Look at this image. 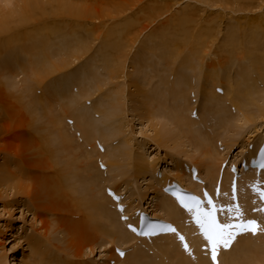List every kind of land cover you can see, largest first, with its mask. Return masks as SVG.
Listing matches in <instances>:
<instances>
[{
	"label": "rangeland",
	"instance_id": "obj_1",
	"mask_svg": "<svg viewBox=\"0 0 264 264\" xmlns=\"http://www.w3.org/2000/svg\"><path fill=\"white\" fill-rule=\"evenodd\" d=\"M90 1L92 3L89 4H91L92 6H98L97 10L99 12H103L108 8L110 9V5L118 2V0H89V2ZM141 1L143 4H147L150 2L154 3L156 0ZM172 1L178 2V4L175 2L173 3ZM193 1L194 0H170V2L175 6L171 9L169 14H174L176 12L174 16L178 14V16L176 17H179L180 12L183 10L191 12H193L194 10L195 16L197 17L195 19V23H197V26H200L201 24L202 26H209L211 29L210 32L212 33L210 35V38H206V41H204L203 39V45L201 46V48L203 47L204 49V46H206L208 50L206 49L207 51H204V49L202 50L198 48L199 50L197 54L189 51L190 48L200 42L199 40L198 42L194 41L190 43L182 40V43L180 41V43H176L177 41H173L177 45L171 43L170 46L176 49V51H174V56H177H175L176 58H174L173 56V58L168 61L166 58L163 59V52H165L164 48L162 47L164 51L159 50L158 45L162 42L163 35L166 34H164V32L169 31L167 29L171 27L172 20H169L170 26H166V24L164 23L162 25V28L157 29L153 33H148V30L142 32L141 30H139V26L142 23L135 22L133 24V27H135L136 29H131L130 36H128L127 39H125L126 36H124L121 41H118L119 38L106 35L107 32H112L118 26H110V24L100 25L98 29L92 32L93 34L87 35L86 33L89 29V22H86V25L83 26L81 25V22L75 23L74 20L70 19V17L66 14H57L55 12L57 9V3H52L50 0L48 1V3H46V0H40V4L44 8H46V16H41V18H44L45 21H43L40 26H36L35 22L32 21L33 19L29 20V23L26 22V24H18V16L20 17L24 12H26L24 11L25 0H0V16H2V14H5L3 16L5 17L9 14V17L11 18L16 13L14 19L11 18L13 20H11L9 17H7L6 19L5 17L4 20L8 21L10 26L8 28V32H5L4 36H0L1 39L3 38V40L1 41L2 46L0 45V67H3L4 74L6 73L5 77L1 78L0 80L2 82V86L0 88V103L8 110L10 108H14L15 110L18 109L19 111V114L17 113L18 115H15L14 119L8 118V116L0 117V126H2L3 124L9 125L7 130L0 133V164L1 166L2 164H4L2 168L8 170L10 174L15 175L16 179L13 180L11 185L13 187L17 185L20 187V191L18 189H15L11 190V192L4 191V187L0 188V225L3 227H11L13 230V235L15 232H18V234H16L17 236H14H21L22 240L20 241V243H23V249L20 251L18 250L19 254H14L13 258H9L8 261L11 262L10 264H20L22 260H27L28 256H30L31 259L37 261V255H44V252H46V256L44 255L45 257H42V262L50 261V259L52 258V253L55 252V249L65 252L67 255H69V257H72L74 256V251H72L73 249L71 250L68 248L69 240H72V242L75 241L77 245H81L83 242L89 241L90 247H92L93 241H95L97 246L98 244H110V242L107 243V241L105 242V240L111 239L112 241L113 238L107 235H105L107 238L104 236L103 228L101 227V221H99V218L98 222L100 223H97V226L95 224L92 225L94 226L92 228L91 225L88 226L89 224H92L93 220H91L92 217H89L87 215H89V213L90 215H94L95 212L92 213L93 209L90 207L87 200L90 196H96L97 193L93 194V191L99 192L98 194L102 195L104 186H107L106 188L115 186L119 193L122 194V197L124 196V200L127 201V206L130 209H132L133 207H144L148 212H151V210L148 208L149 203H151L152 201L151 205L157 206V200L158 202L161 200L159 194L156 193L157 191L155 190L154 192V189H158L160 193V179H162L163 177L169 178L170 176H172L173 172L178 169L177 167L184 168L183 166L185 163L191 166V164L189 163L190 161L184 159L185 156H188L192 160H195L197 159L199 154V152L197 153L195 150V146H197L196 148H198V142H196L197 140L195 141L193 137V139H190V134H187V136L183 138V135L179 132V129L176 128L177 126L173 118L174 116H170L171 114H173L172 110L174 108H178L179 105L184 106L186 102L188 103L190 101V103L188 104L191 105L189 108H187L186 115L187 118L189 117L190 119H192V121H195L193 125L194 127L191 126V128L197 131L199 134L204 133L214 139V147H216V149L218 150L217 152L219 153L218 159L222 158V155H225L224 157L226 159L228 158V156H230L232 159L234 157L237 158V156L242 157L244 153L248 152V147L251 143H255L256 146L261 141H264V116L260 113L256 114L257 107L255 106L257 105L245 108L246 110L248 108V113L256 114L257 116H260V118L256 119V116L254 115V123L250 122L248 125L245 124L244 126H241V121L237 122L236 118L238 115L242 118L243 113H236V111L234 113L232 112L233 109H231L230 113L229 107H227L225 103L220 105V102L219 105L213 104L212 108L209 107V109H211V111H209L208 106L205 107V98L203 96L194 95V99L189 98L191 96L188 95V81L191 78L195 79L196 76V78L198 77L202 79V81L199 80L201 83L200 86H202L207 82L206 80V82H204V79H207V75H216L217 78L220 75V78H226L225 82H231L232 87H234L235 85H233L234 83L231 80L233 78L238 81L237 74L241 73L239 71V69L241 68L245 70V75L242 74V76L244 78H248L249 81L244 82L241 85L240 90L243 93H247L246 95L251 94L253 97H256L258 99V106H264V81L259 77L256 71V67H254L250 61L246 60L247 57L239 62H237L234 57L232 59V57L227 54V51H231V49L226 47L225 44L226 37L229 32H231L230 27H237L239 24L242 26V32H239V34H237L238 37L236 42H238V48L239 46H242L244 40H247V34H249L248 30H244L248 27H246V24H249L246 23L248 20H255L258 23L260 22V24L262 25L261 31H264V0H256V3H254L256 6H254L253 4L254 8L256 9L252 8V10L246 13H233L232 11L230 12V10H225L226 8H229V6L223 8L222 10L221 8L224 6H214L215 4L208 5L206 3L205 5L203 2H200V0H195L194 2ZM257 4L260 6H258ZM84 5L86 4L84 3ZM189 5H191L192 7ZM184 6H186L188 10H186ZM19 12L21 15H19ZM26 13V15H28V11ZM125 14H128V12ZM199 17L201 18V20L198 19ZM207 19L208 21H206ZM199 20L202 21V23ZM235 20L238 21V23ZM94 22H96L95 25H97L100 20ZM116 22H118V24L122 23L119 20H117ZM204 22H209V24L204 25ZM152 25L153 24H151V26ZM11 27H14V29ZM13 32L15 33L12 34ZM51 32H55L56 34L50 36L49 34ZM70 32L71 34H73L72 32H74L73 37L70 38H74L75 35V37H79L80 41L73 39L75 41L72 42L73 40L69 39V36L67 35V33ZM115 32L117 31L115 30ZM158 33H160L162 37L159 35V37L157 36L158 38H155ZM116 34L119 33L117 32ZM136 35L138 38L140 36V38H136ZM66 36L68 38H65ZM152 36H154V38ZM42 37H47V45H50L49 49L48 47H46L47 51L45 52L49 57V62H56L57 65L60 63L63 65L67 64L65 67L67 69V60L70 58L68 57V53L72 55V61L75 58L73 61L74 64L72 63L73 65L71 67L69 66L67 70L59 69L53 74V76L51 75L52 77L50 76L46 81L43 80V82L45 81V87L46 85L48 86V90L51 96L53 95L51 88H54L56 90L54 96L56 100L53 99L54 102H51L54 103L53 107L57 115L60 114L62 116L64 109L63 107L65 105H69V112L77 110L83 113L84 111L88 115V118L90 120L92 119V124L96 129L92 130L91 133H89L90 137L88 138H84V135H82L80 130L77 131L78 127H76V124H74L73 119H71L73 123L71 125H68L66 123L67 120H65L64 117L62 119V124L64 126H67V134L71 136V140H68L65 144L59 143L57 137L54 136L55 132L53 131L52 127H49V125L47 124L48 122L45 119L46 115L44 113L43 107L37 105V102L35 103V100L38 101L39 98H44L45 87L43 88L41 86L42 84H37L36 86L35 81L37 79L33 73L35 71H40V66L46 63L43 59H41L42 57L39 56L40 53L35 49L36 47L40 46L37 45V43L38 40ZM167 38H165L167 41L166 43L169 44L171 42V38L169 39V43V40ZM68 42H72V45L76 43L75 45L77 46H80L82 45V43H84L86 48H88V51L86 53L75 52L74 50L72 51L73 47H71L72 45L69 43L72 49L69 48ZM260 42L264 43V40L262 39L260 40ZM116 44H119V50H117ZM76 47L74 46V49ZM181 47H183V49ZM242 47V50L252 49L248 46ZM38 48L40 49V47ZM68 48L71 51L69 50V52L67 53L66 51ZM179 48L181 50H185V52L181 51ZM61 53L64 56H62ZM138 55L140 56L139 59ZM108 56L110 58V62L109 64H105L103 62V59L108 58ZM202 56L203 58L200 59V57ZM228 56L232 60L229 59L226 64L227 66L225 67L223 66V63H219V60H225L226 58H228ZM257 57L261 58V55L257 54ZM9 60L10 65H8ZM70 63L71 62H69V65ZM3 65L6 67L4 68ZM107 65L110 66L109 68L119 69L118 72L114 75V80L106 78L110 71V69L106 68ZM208 65H210L211 67ZM220 66H223V68H221ZM140 67L142 68L140 69ZM143 68H145V71L143 70ZM229 69H231L230 72H228ZM120 70L123 72H121ZM95 71L97 76L93 80L89 79V73L94 74ZM10 72L14 74L15 79L17 80L13 79V77L9 74ZM120 72L122 73V75ZM70 74L72 75L69 77ZM255 75L256 78H259L257 83L256 80H254ZM148 77H150L149 79L154 82H151L150 80L148 82ZM216 77H213L214 79L212 78V80H214V82L212 83H216ZM29 78L30 80H28ZM94 80L96 81V83ZM15 81L18 82L17 87L19 91L17 90V87L14 90L10 89L14 87L12 84L15 85ZM80 82L84 85V90L95 92L93 97H91L89 94L88 96L84 97V100H81L79 98L81 89L79 85ZM195 82L197 83L198 87L199 83L197 81ZM147 83L149 85H147ZM158 83L164 84L160 86L158 85ZM176 84H179L178 87H180L181 89H183L184 86L187 87V90L184 93H177L175 91V87H177ZM96 85H103V89L102 87H100L99 91H96ZM242 86H244L243 89ZM30 87L34 89H30ZM70 88L72 94L70 93ZM144 93L145 95L146 93H148L146 98L144 96ZM192 93L193 92L191 91L190 94L192 95ZM246 95L244 96L245 99L247 98ZM149 96H152L153 101H150V103L148 102L149 104H147L146 102H144V99L145 101H149ZM88 97L91 99V101L93 100L92 102L94 103L90 102V99ZM231 97L233 98L234 96L231 95ZM239 97L241 98V102H243L244 100L241 97L240 93ZM61 99H64V101H60ZM117 100L121 102L117 103ZM55 101L57 105L55 104ZM30 103L34 104L33 113L32 110H30L28 107ZM244 103H246L247 105L248 102L246 101ZM33 104L31 106H33ZM92 104L94 106H92ZM159 105L161 109L159 108ZM83 106L84 110H80L81 108L83 109ZM108 106L110 109L108 108ZM91 108H93V110H91ZM191 108L194 109L192 113L196 111V114L194 115L191 113L192 116L189 113V109ZM86 109L88 111H85ZM27 111H30L32 114H29ZM102 111L103 113H106L105 116L103 115ZM34 112H36V114ZM147 113L150 116H148ZM228 116H231L230 118H232L233 120H227V124L222 122V120L226 119ZM240 117L239 120L241 119ZM147 118L150 119V121H148ZM16 121L17 123L16 125H14ZM172 121L173 124L171 123ZM62 124L58 125L59 130H62ZM154 129H161L163 132H165V136L167 137V139L170 138L171 140L173 139V141L168 142L165 147H162L161 145H158L157 147V145L153 143V137L157 135ZM78 134H81L82 136H79ZM101 137H103L107 143L104 150L108 152L105 151V153L108 156L111 153L117 155L116 157L119 160L118 163L120 167L109 166L110 168L108 171L106 170V168L105 170L101 171L98 167H96L95 161H97L98 163L99 160L101 161V158H98L97 152L94 151V139H96L97 146ZM163 138L165 139L164 144L167 143L166 138L164 136ZM36 142H40L39 144H43V146H38L39 144ZM231 142L234 145L230 146ZM225 145H229V150H226ZM41 147H43L44 150H42L43 148ZM123 150L126 151L124 152ZM140 152L141 154L145 155V159L146 161L148 160L147 163L149 165L155 166L156 170L154 172V175L152 174V181L148 179L150 176L145 180V182L141 180L142 178H140V176L139 178L138 175L136 177V174L134 173V169L132 167V163L130 162L131 160L129 161L127 159V156H125V153H130L131 158L135 160L139 156V154L137 155V153ZM182 152H184L185 154H183ZM103 154L104 152H102L100 155L102 156ZM101 162L104 163L103 159ZM14 170L16 173H14ZM159 173L161 174V177L159 176ZM147 181L150 184L152 183V186L154 185L155 187L152 189V193L148 191L147 194H144L146 192L145 188L148 185ZM91 187L94 190H91ZM151 198H153V200ZM88 209L89 211H87ZM151 214L152 216H156L154 212H151ZM158 217L159 216H157L156 218ZM34 220L37 223L36 225L34 224ZM88 220L89 222H87ZM58 222L65 224L68 228H71L73 224L77 228L79 225H83V227H80L81 229L76 228V234H72L69 238L66 235V232L62 231L57 234L56 231L57 226L59 225ZM83 223H86V226H84ZM54 227L56 228V231L54 230ZM52 228L54 231H52ZM94 228L97 231L99 230L98 234H100L99 236H101V241L98 240L99 238L96 231L93 234ZM100 228H102V230ZM39 229L41 233H39ZM79 230H81V232H84V235H82ZM89 235L90 238L93 237L92 240L89 238ZM24 237L27 239L25 243L23 242V240H25ZM262 237L264 236H259V238L254 237L252 238V240L259 241V243L261 242L260 245L264 248ZM102 238H104V240ZM48 240H50V242ZM35 241L39 243L38 248H35V252H37L38 254L34 253L37 257L33 255V253H31V250H33L31 247H34ZM47 241L49 244L47 243ZM95 243L92 247L95 250V253L90 257L84 256L77 258V261H70L69 258L64 259V256L61 255L63 257L62 259L70 264H87V262H90L89 264H94L92 262L93 260L101 259L98 250V247H100V245L98 247H95ZM39 245L42 247H40ZM111 245L115 246L114 243L110 244V246ZM104 246L102 245V247ZM140 246L143 245H139L138 241L137 244H135V247ZM47 247H49V250L47 249ZM112 247H108V249H105L106 252L104 254L102 253L101 255H105L107 253L108 255L111 254V257L106 259H111L110 261H114L113 264H123V261L118 262L114 257ZM63 248H66L67 250L65 251ZM133 248L130 247L129 250L126 249L127 251L125 250V253L128 254L129 251L132 252L134 250ZM140 248L145 253V256L136 258L135 256H133L135 255L133 254L134 252H132V255L128 257L129 261L128 259L125 260V264H150V259H152L154 254L152 252L150 253V251L148 253L142 247ZM41 249H44V252ZM262 249H260V252L258 254H255L252 257V260L249 261L248 259H245L246 261L242 263L252 264L254 263V259L257 257L261 258V260H264V250L262 251ZM48 253L49 255H47ZM151 254L153 255L151 256ZM33 256H35V258H33ZM39 260H41V257H39L38 263ZM223 263L229 264L227 262ZM108 264H110V262Z\"/></svg>",
	"mask_w": 264,
	"mask_h": 264
},
{
	"label": "bare ground",
	"instance_id": "obj_2",
	"mask_svg": "<svg viewBox=\"0 0 264 264\" xmlns=\"http://www.w3.org/2000/svg\"><path fill=\"white\" fill-rule=\"evenodd\" d=\"M14 1V0H13ZM23 1V0H22ZM49 0H46V3H48ZM52 3H57V9H56V13L57 14H61V15H68L70 17V19H73L75 23H79L81 22L83 26L86 25V22H89L90 24L88 25L89 26V29L87 30V35H91L93 34L92 32L95 31L96 29H98V27L100 25H105V24H110V26H118L117 28H115V30L119 33V34H116L117 32H115V30H113L112 32H107L106 35L107 36H115L116 38H119L118 41H121L123 39L124 36L125 39L128 38V36H130V33H131V29H136L135 27H133V24L136 22V23H142L140 26H139V30H141L142 32L148 30V33H153L155 32L157 29H160L162 28V25L165 23L166 26H170L169 25V20H172V25L169 29V31L167 32H164L165 35H163V37L160 35V33H158V35L155 36V38L159 35L163 38L162 39V42L158 45V48L159 50H165V52H163V56L164 58L163 59H167L168 61L171 60L174 56V51H176V49L172 48L170 45L171 43L175 44L174 42L176 43H182V41H185V42H198V40L201 42L195 44L192 48H190L189 51L193 52L194 54H197L198 53V50L199 49H204L203 47L201 48V46L203 45L202 43V40L204 39V41H206V38H210V35L212 32L210 27L209 26H202L200 24V26H197V23H195V19L197 18L195 16V13H194V10L193 12L191 11H181L180 12V15L179 17H176L178 16V14L176 16H174V14H176V12L173 14V13H170L169 12L171 11V9L175 6L174 4H172L170 2V0H154L155 2H150V3H153V4H150V3H147V4H143L141 0H118L117 3H114L112 5H110V9L108 8L107 10L105 9L103 12H99L97 10V7L96 6H92L91 4L89 3H92L91 1L89 2V0H50ZM97 1V0H96ZM105 1V0H103ZM102 1V2H103ZM107 1V0H106ZM110 1V0H109ZM152 1V0H151ZM189 1V0H187ZM192 1V0H191ZM195 1V0H194ZM193 1V2H194ZM196 1H199V0H196ZM173 2V1H172ZM175 2V1H174ZM173 2V3H174ZM200 2H203L204 4H208V5H213L215 4L214 6H224V7H220L222 10L223 8H226L229 6V8H226L225 10H230V12L232 11L233 13H246V12H249L250 10H252V8H254V6H256L254 3H256V0H200ZM84 3L86 5H84ZM99 3V1H98ZM104 3V2H103ZM178 4V2H175ZM25 6H24V11H28V15H26L27 13L24 12L22 15L20 14L19 12V15H21L20 17L18 16L19 20L17 21V23L19 24H26V22L29 23V20H32L35 22V25L36 26H40V24L45 21L44 18H41V16H46V8H44L41 4H40V0H25L24 2ZM107 4V3H105ZM188 4V2H187ZM205 4V5H206ZM254 4V6H253ZM53 5V4H51ZM258 5V4H257ZM105 6V5H104ZM188 6V5H187ZM191 6V5H189ZM260 6V5H258ZM106 7V6H105ZM186 8V6H184ZM192 7V6H191ZM20 8V6H19ZM190 8V7H189ZM259 8V7H258ZM29 9H30V12H29ZM256 9V8H254ZM20 10V9H19ZM186 10H188L186 8ZM191 10V9H190ZM128 14H125L127 13ZM179 13V12H178ZM203 13V12H202ZM254 13V12H253ZM49 14V13H48ZM47 14V15H48ZM5 14H2L1 19H0V36H4V33L5 32H8V28H9V22L8 21H5V17L7 19V17H9L10 15H6L5 17H3ZM16 15V13H15ZM15 15H13V18L15 17ZM264 15V14H263ZM205 16V15H203ZM264 17V16H263ZM3 18V19H2ZM10 18V17H9ZM8 18V20H9ZM10 18V19H11ZM246 18V17H245ZM11 19V20H13ZM198 19L201 20V18L199 17ZM209 19V18H208ZM208 19L206 21H208ZM236 19H239V18H236ZM97 20H100V22L96 24V22L94 21H97ZM117 20H119L120 22H122L121 24H118V22H116ZM199 20V21H200ZM205 20V19H204ZM203 20V21H204ZM236 21V20H235ZM240 21V20H239ZM94 22V23H93ZM197 22V21H196ZM202 23V21H200ZM238 23V21H236ZM168 23V24H167ZM246 23H249V24H246V29H244L245 31H249V34H247V40H244L242 46L246 47L248 46L249 48H252V49H246V50H242L241 47L242 46H239V48L237 47L238 46V42L237 41V37L239 34V32H242L241 31V25L238 24L237 27L233 26V27H230V31L229 34L227 35L226 37V41H225V44H226V47L230 48L231 51H227L228 55L230 57H234V59L237 60V62L241 61V60H244L246 57H247V61H250L254 67H256V71L259 75V77L261 78V80L264 81V43L260 42V40H264V31H261V28H262V25L260 24V22L258 23L257 21H253V20H248ZM11 24V23H10ZM145 24V26H144ZM151 24H153L151 26ZM199 24V23H198ZM205 24H209V22L205 23L204 22V25ZM16 26V25H15ZM24 26V25H23ZM75 26V25H74ZM72 26V27H74ZM150 26V27H149ZM25 27V26H24ZM72 27H69V28H72ZM204 27V28H203ZM244 27V25H243ZM14 29V27H11ZM16 28V27H15ZM19 28V27H18ZM22 29V28H21ZM227 29V28H226ZM73 31V30H72ZM99 31V30H98ZM12 32V31H11ZM115 32V33H114ZM139 32V31H138ZM163 32V30H162ZM244 32V31H243ZM15 32H13L12 34H14ZM74 34V32H72ZM53 34H56L55 32H51L49 35L50 36H53ZM73 34L70 33H67V35L69 36V39H75V40H79V37L74 35V38H70V37H73ZM135 34V33H134ZM163 34V33H161ZM243 34V33H242ZM11 35V34H10ZM48 35V36H49ZM139 35V33H138ZM152 35H155V34H152ZM134 36V35H133ZM150 36V35H148ZM136 38L137 35L135 36ZM154 38V36H152ZM151 37V38H152ZM157 37V38H158ZM168 37V38H167ZM58 38V37H56ZM65 38H68L67 36ZM133 38V37H132ZM140 38V36H139ZM138 38V39H139ZM167 38L168 40L171 38V42L170 40L168 41L169 44H167L166 42V39ZM1 39V38H0ZM15 39V38H14ZM47 37H42L41 39L38 40V43L37 45H40L38 47H40V49L38 47H34L36 49V51H38L40 53V57H42L41 59L44 60V63L43 65L40 66V71H35L33 72L34 73V76L36 77V86L37 84H42L41 86L44 88L45 86V81L53 74L58 71L59 69L63 70V69H66V65H63V64H58L56 62H49V57L46 55V47H50V45H47V41H46ZM134 39V38H133ZM137 39V40H138ZM3 38L0 40V45L2 46V41ZM65 40V39H64ZM75 40H73L72 42H74ZM182 40V41H181ZM165 41V42H164ZM174 41V42H173ZM180 41V42H179ZM61 42V41H60ZM72 42H68V44L72 43ZM135 42V41H133ZM11 44V43H10ZM9 44V45H10ZM33 44V43H32ZM53 44H56V43H53ZM63 44V43H62ZM66 44V43H65ZM67 44V45H68ZM70 44L68 45L69 48L73 47L72 51L74 50L75 52H83V53H86L88 51V48H86L85 44L82 43V45H75L73 44L76 48L74 49V46L72 45L70 47ZM136 44V43H134ZM146 44V43H145ZM185 44V43H184ZM194 44V43H193ZM7 45V46H9ZM131 45V44H130ZM129 45V46H130ZM177 45V44H175ZM181 45V44H180ZM190 45V44H189ZM206 45V44H205ZM52 46V45H51ZM144 46V45H143ZM183 46V45H182ZM186 46V45H185ZM107 47V46H106ZM116 47H117V50H119V44H116ZM132 47V46H131ZM130 47V48H131ZM163 47V48H162ZM184 47V46H183ZM183 47H181L183 49ZM205 49L204 51L207 49L206 46H204ZM5 48V47H4ZM53 48V47H52ZM56 48V47H54ZM67 49V53L69 52L70 49ZM141 48V47H140ZM199 48V49H198ZM224 48V47H223ZM243 48V47H242ZM30 49V48H29ZM58 49V48H57ZM180 49V48H179ZM187 49V48H186ZM5 50V49H4ZM163 50V51H164ZM178 50V49H177ZM181 50V49H180ZM208 50V49H207ZM206 50V51H207ZM228 50V49H227ZM8 51V50H7ZM71 51V50H70ZM181 51H184L185 50H181ZM202 51V52H204ZM61 52V51H60ZM162 52V51H161ZM210 52V50H209ZM179 53V51H178ZM177 53V54H178ZM76 54V53H74ZM138 54V53H137ZM185 54V53H184ZM257 54L261 55V58H258L257 57ZM62 55V53H61ZM179 55V54H178ZM209 55V53H208ZM64 56V55H62ZM72 55L68 53V57H70L68 60H67V63H68V68L69 66L71 67L74 63V59L73 61L71 60V57ZM166 56V57H165ZM177 56V55H175ZM174 56V58H176ZM226 58L225 60H222L220 59L219 60V63H223V66H227V61L231 58ZM66 57V56H65ZM78 57V56H77ZM179 57V56H178ZM257 57V59H256ZM12 58V57H11ZM140 58V56L138 55V59ZM203 58L200 57V59ZM59 59V58H57ZM81 59V58H80ZM120 59V58H119ZM231 59V60H232ZM63 60V59H62ZM180 60V59H179ZM187 60V59H186ZM230 60V61H231ZM4 61V60H3ZM185 61V60H184ZM2 62V61H1ZM5 62V61H4ZM7 62V61H6ZM69 62L70 65H69ZM77 62V61H76ZM103 62L105 64H109L110 62V58L108 56V58L106 59H103ZM186 62V61H185ZM59 63V62H58ZM65 63V62H64ZM73 63V64H72ZM220 63V64H221ZM139 64V63H138ZM136 64V65H138ZM142 64V63H141ZM169 64V63H168ZM225 64V65H224ZM10 65V60H9V64ZM147 65V64H146ZM2 66V64H1ZM4 66V65H3ZM19 66V65H18ZM145 66V64H144ZM210 66V65H208ZM223 66L221 68H223ZM6 66H4L5 68ZM15 67V65H14ZM110 66H106L107 69H110L108 75H107V79H113L115 76V74L118 72L119 69H113V68H109ZM211 67V66H210ZM1 69H3V67H0ZM32 68V67H31ZM67 68V69H68ZM142 67H140L141 69ZM146 68V67H145ZM145 68H143V70L145 71ZM148 68V67H147ZM213 68V67H212ZM211 68V69H212ZM228 68V67H227ZM233 68V67H232ZM231 68V69H232ZM0 69V80L1 78L5 77V74H4V69L1 70ZM14 69V68H13ZM66 69V70H67ZM139 69V67H138ZM231 69H229L228 72L231 71ZM241 69V68H240ZM239 71L241 73H238V81H236L235 79L232 78L231 81H233V85H235L234 87H232L231 85V82H228L226 83L225 80L226 78H220V75L218 76V78L216 77V75H212V74H209L207 75V79H204V82H206L205 86L204 84L202 86L200 81H202V79L200 78H196L195 76V79L191 78L188 82H189V91H188V95L191 96V91L193 92L192 95H193V98H194V95H201L205 98V107L208 106V110L211 111L210 108H212V105L213 104H218L219 105V102H220V105H222L223 103H225V105L227 107H229V112L231 113V109L232 112L235 113H243L242 114V118L238 115L237 118H236V121H241V126H244L245 124L248 125L250 122L254 123V119L253 116L255 115L256 116V119H259L260 116H257L256 114L257 113H260L264 116V106H258V99L256 97H253L251 94H248L246 95L247 93H243L240 89H241V85L244 83V82H247L249 81L248 78H244L242 76V74L245 75L243 69H241ZM19 70V69H18ZM122 70V69H121ZM120 70V71H121ZM210 70V69H209ZM233 70V69H232ZM243 70V71H242ZM140 71V70H139ZM225 71V70H224ZM6 72V71H5ZM123 72V71H121ZM120 72V73H121ZM142 72V71H141ZM156 72V71H155ZM158 72V71H157ZM227 72V70H226ZM15 73V72H14ZM249 73V72H248ZM14 80H17L15 79V76L13 73H9ZM139 74V73H138ZM141 74V73H140ZM147 74V73H146ZM156 74V73H155ZM228 74V73H227ZM241 74V75H240ZM72 74L69 75V77L71 76ZM118 75V74H117ZM122 75V73H121ZM51 76V77H52ZM97 76L96 74V71L94 74L92 73H89V79H94L95 77ZM147 76V75H146ZM150 76V75H149ZM20 77V76H19ZM201 77V76H199ZM213 77H216L215 79V82L216 83H212L214 82V80H212ZM18 78V77H17ZM33 78V77H32ZM150 77H148V82H149V79ZM237 78V77H236ZM5 79V78H4ZM120 79V78H119ZM214 79V78H213ZM219 79V80H217ZM258 77L256 78V75L254 76V80H256V83L258 82ZM30 80V78L28 79ZM43 80H45L43 82ZM62 80V78H61ZM114 80V79H113ZM200 80V81H199ZM206 80V81H205ZM13 81V80H12ZM49 81V80H48ZM95 81V80H94ZM151 81V80H150ZM157 81V80H155ZM161 81V80H160ZM197 81L199 84H198V87H197V83L195 82ZM260 81V80H259ZM54 82V81H53ZM151 82H154V81H151ZM48 83V82H46ZM93 83V82H92ZM96 83V81H95ZM254 83V82H253ZM262 83V82H261ZM82 83L80 82L79 85L81 87L80 89V95H79V98L81 100H84V97L85 96H88L90 94L91 97H93V95L95 94V92H91L89 90H84L83 87L84 85L82 86L81 85ZM164 84V83H163ZM163 84H159L160 86H162ZM263 84V83H262ZM10 85V84H8ZM14 87L13 88H10L12 90L16 89L17 85H18V82L15 81V85L12 84ZM25 85V84H24ZM147 85H149L147 83ZM179 85V84H178ZM178 85L176 84L177 87H175V91L177 93H184L186 90H187V87H183V89H181L180 87H178ZM2 86V82L0 81V88ZM9 87V86H8ZM29 87V86H28ZM100 87H102L103 89V85L101 86H97L96 85V91H99ZM148 87V86H147ZM216 87H219L220 89H222V94H215V88ZM244 86H242V89H243ZM25 88V87H24ZM39 88V87H38ZM105 88V87H104ZM173 88V87H172ZM6 89V88H5ZM9 89V88H7ZM27 89V88H26ZM30 89H34V88H31ZM52 89V92H53V95L51 96L49 90H48V86L46 85V87L44 88V98H39L38 101H36L35 99V103L37 102L39 106L43 107V110H44V113L46 115V120H47V124L49 125V127L51 126L53 131L55 132V135L57 137V139L59 140V143L61 144H65L68 140L70 141L71 140V136L69 134H67L68 132V128L67 126H64L62 124V119L64 118L65 120H68V119H73L74 121V124H76V127H78L77 131L80 130V132L82 133V135H84V138H88L90 137L89 133H91L92 130L96 129L95 126H93L92 124V119L90 120L88 118V115L83 111L80 112V111H77V110H74L72 112H69V105H65L63 108V115L61 116L60 114L57 115V113L55 112V109L53 107V102L55 99L54 96H55V93H56V90L54 88H51ZM11 90V91H12ZM17 90H18V87H17ZM233 92H232V91ZM4 91V90H3ZM19 91V90H18ZM148 91V90H147ZM150 91V90H149ZM231 91V92H230ZM10 92V90H9ZM25 92V91H24ZM90 92V93H89ZM172 92V91H171ZM4 93V92H3ZM2 93V94H3ZM20 93V92H19ZM70 93H71V88H70ZM239 93L241 94V97L243 98V102H241V98L239 97ZM25 94V93H24ZM72 94V93H71ZM147 94L145 95L144 93V96L145 98L147 97ZM151 94V93H150ZM152 95V94H151ZM234 96L233 98L231 97ZM246 95V99H245V96ZM22 96V95H20ZM26 96V95H25ZM118 96V95H117ZM76 97V96H74ZM112 97H113V94H112ZM150 97V96H149ZM158 97V95H157ZM196 97V96H195ZM202 97V99H203ZM24 98V97H23ZM89 98V97H88ZM87 98V99H88ZM188 98V97H187ZM191 98V97H189ZM197 98V97H196ZM19 99V98H18ZM38 99V97H37ZM90 99V98H89ZM143 99V98H142ZM195 99V98H194ZM24 100V99H23ZM33 100V101H34ZM56 100V99H55ZM53 101V102H51ZM60 101H64V99H61ZM90 102L91 99L89 100ZM150 101H153L152 100V96L150 97L149 101H145L144 99V102H146L147 104L150 103ZM248 102L247 105L246 103L244 102ZM260 101V100H259ZM121 101L117 100V103H119ZM149 102V103H148ZM196 102V101H195ZM34 103V102H33ZM32 103V104H33ZM94 103V102H92ZM116 103V102H115ZM190 103V101L188 102ZM186 102V104L184 106H181L179 105L178 108H174L172 111L173 114H169L171 117L174 118L175 120V124H176V128L179 129V132L183 135V138L187 136V134H190L191 138L190 139H195L196 142H198V148H196L197 146H195V150L198 154V157L197 159L195 160H192L190 157L188 156H185L184 159L190 161L189 163L191 164V166H195L197 169H198V172L200 173V176L203 177L204 181H206V186L208 188H210L211 186L214 185V183L216 182V179H217V174H218V171L220 169V166H221V162L222 161H225L226 158L224 157L225 155H222L223 157L218 159L219 157V153L217 152L218 150L216 149V147H214V139L212 137H209L207 134H204V133H201L199 134L197 131L193 130L191 128V126L194 125V122L195 121H192V119H190L189 117L187 118V115H186V112H187V108L190 107V105ZM31 103L28 105L29 109L32 110V113H33V107H34V104L33 106ZM55 104L57 105L56 101H55ZM154 104V103H153ZM161 105V104H160ZM160 105H159V108H160ZM254 105H257L255 107H257V111H256V114H251V113H248V108L246 110L245 107H250V106H254ZM31 106V107H30ZM92 106H94L92 104ZM147 106V105H146ZM5 106L1 105L0 103V117L1 116H8V118H11V119H14V116L15 115H18L19 114V111L18 109L15 110L14 108H10L9 110L6 109V107L4 108ZM40 108V107H39ZM38 108V109H39ZM81 108V107H79ZM109 108V106H108ZM165 108V107H164ZM77 109V108H76ZM110 109V108H109ZM112 109V108H111ZM118 109V108H117ZM161 109V108H160ZM80 110H84V106H83V109L81 108ZM91 110H93V108H91ZM90 110V111H91ZM104 110V109H103ZM190 110V115L192 113V111L194 109H189ZM251 110V109H249ZM85 111H88L87 109ZM151 111V110H150ZM29 114H32L30 111H27ZM196 112V111H195ZM194 112V114H196ZM18 113V114H17ZM36 114V112H34ZM39 113V112H38ZM100 113V112H98ZM103 113V111H102ZM106 113H103V115L105 116ZM108 114V113H107ZM150 114V113H149ZM193 114V115H194ZM71 117H69V116ZM109 115V114H108ZM148 115V113H147ZM168 115V114H167ZM29 116V115H28ZM107 116V115H106ZM150 116V115H148ZM192 116V115H191ZM197 116V115H196ZM195 116V117H196ZM231 117V116H230ZM229 116L222 120V122L226 123L227 124V120H233L232 118H230ZM239 117L241 118L239 120ZM17 118V117H16ZM68 118V119H67ZM152 118V117H151ZM148 121H150V119L147 118ZM152 120V119H151ZM173 120V119H172ZM19 121V120H18ZM112 122V121H111ZM17 121L15 122L14 125H16ZM173 124V121L171 122ZM62 124V130H59V127L58 125ZM224 124V125H226ZM21 125V124H20ZM9 127L8 124H3L2 126H0V133H2L3 131L7 130ZM102 127V126H101ZM194 127V126H193ZM22 128V127H20ZM185 128V129H184ZM10 130V129H9ZM25 130V129H24ZM155 133H157V135L155 137H153V143H155L158 147V145H161L162 147H165V145L168 144V142L170 141H173V139L171 140L170 138L167 139V137L165 136V132H163L161 129L159 130H155ZM17 132V131H16ZM23 134V133H22ZM108 134V133H107ZM79 136H82L81 134H78ZM163 136L166 138L167 140V143L164 144V141L165 139L163 138ZM127 137V136H126ZM193 137V138H192ZM176 142V141H175ZM229 142V141H228ZM227 142V143H228ZM38 143V142H36ZM35 143V144H36ZM40 143V142H39ZM38 143V144H39ZM94 143H95V147H94V151L97 152V157L101 158V161L103 159L104 163H102L101 161V164H103V166L106 168V170L108 171L110 167H120L119 163H118V159H117V155H115L114 153L110 154L109 156L105 153L106 150L105 149V146H106V141L103 137H101V139L99 140L97 146H96V139H94ZM126 143V142H124ZM194 143V142H193ZM192 143V144H193ZM216 143V142H215ZM154 144V145H155ZM41 144H39L38 146H40ZM197 145V144H196ZM234 145L232 142L230 144V146ZM43 146V144L41 145ZM179 146V145H177ZM97 147H101L103 148V152L104 154L101 156V152H99L97 150ZM226 147V150H229L228 147L229 145H225ZM40 148V147H39ZM43 148V147H41ZM46 148V147H45ZM96 148V149H95ZM47 149V148H46ZM225 149V148H224ZM231 149V148H230ZM3 150V149H1ZM44 150V148L42 149ZM124 151V150H123ZM126 151V150H125ZM124 151V152H125ZM166 151V150H165ZM108 152V151H106ZM122 152V151H120ZM119 152V153H120ZM183 154H185L184 152H182ZM188 153V152H187ZM228 153V152H226ZM139 154V156L134 160L131 158L130 156V153H125V156H127V159L132 163V167L134 169V173L136 174L135 176L137 177L138 175V178L140 176V178H142L141 180H143L145 182V180L148 178L149 180H151V177H152V174L154 175V172H155V166L153 165H149L146 161V157L145 155L141 154L140 153H137V155ZM218 154V155H217ZM6 155V154H5ZM8 155V154H7ZM120 155V154H119ZM241 155V153H240ZM221 157V156H220ZM10 158V157H9ZM124 161V160H123ZM128 161V162H129ZM25 162V161H24ZM4 164H2L3 166ZM95 165L96 167H98V163L97 161H95ZM155 165V164H154ZM174 165V164H173ZM189 165V164H188ZM1 164H0V188H3L4 187V191H7V192H11V190H15V189H18L20 191V187L17 185L15 187H13L11 185V183L13 182V180L16 179L15 175L14 174H10V172L8 170H5L4 168H2ZM110 166V167H109ZM177 166V165H176ZM190 166V165H189ZM50 167V165H49ZM184 167V166H183ZM127 168V167H126ZM178 169H176V171L173 172L172 176H170L169 178L168 177H163L162 179H160L159 181V187H160V193H159V190L158 189H154V192L155 190L157 191L156 193L159 194V196L161 197L160 201L156 202L157 206H154V205H151L152 204V201L151 203H149V209L151 210V212H154L155 213V218L157 216H159L158 218L160 219H163V220H166V221H173L175 222L178 226H180V220H181V213L180 211L176 208V206L174 205L173 201L166 197L162 192H161V189L162 187H165V186H168L169 184H171V181H179V182H183V183H189L188 179H189V176L188 174L184 171V168H179L177 167ZM112 169V168H111ZM120 169V168H119ZM132 169V168H131ZM19 170V169H17ZM117 171V170H115ZM120 171V170H119ZM21 172V171H20ZM121 172V171H120ZM165 172V171H164ZM14 173L15 170H14ZM158 174V173H157ZM137 180V178H136ZM140 180V179H139ZM148 180V181H149ZM147 181V182H148ZM152 181V180H151ZM150 181V182H151ZM44 185V184H43ZM189 185V184H188ZM95 186V185H94ZM93 186V188H94ZM107 186H104L103 188V193L102 195L98 194L99 192H96V191H93L92 193L96 194V196H90L88 198V203L90 205V207L93 209L92 213L95 212L94 215H87L89 217H92L91 220L92 221V224H89L88 226L91 225V228L94 227L92 226L93 224H97V223H100L98 222V218H99V221H101V227L103 228V232H104V236L107 235L109 237H112V241L111 239L110 240H105V242L107 241V243L110 242V244H113L110 246V244H102L104 247H102L101 244H98V246L100 245V247L97 246V244L95 243V241H93L92 243L94 244L95 243V247H98L99 249V254H100V257L101 259L99 260H93L92 262L94 264H108L110 262L111 259H106V258H110L111 257V254L108 255L105 254V255H101L102 253L104 254L106 252L105 249H108V247H112V250H113V255L114 257L117 259L118 262H122L123 264H125V260L128 259L129 261V256L132 255V252H134L133 256H135L136 258L138 257H143L145 256V253L142 251V249L140 247H142L143 249H145L148 253L150 251V253L152 252L153 254H151V256L153 255L152 259H150V264H211L209 262V259H208V255L204 253H200L198 251V247H197V242H196V239H191V244L193 246V248L195 249L194 251V254L196 255L195 259L194 260H191L189 257H185L183 256L180 248L178 247V244L175 242V239H174V236L171 235V236H161V237H157V238H154L153 240L149 239L147 241H145L144 239H141V238H136L134 237L131 233H128L125 228H124V223H122L120 220H119V217H118V214L117 212L115 211V204L114 202L110 199V196L107 194V189H112L115 191V197L116 198H120L122 197V194L119 193V191L117 190V188L114 186V187H109V188H106ZM155 186L153 185L152 186V183L150 184L148 182V185L147 187L145 188V193L144 194H147L148 191H150L152 193V189L154 188ZM92 188V187H91ZM91 189V190H94V189ZM96 188V187H95ZM43 189V188H42ZM97 189V188H96ZM98 191V190H97ZM212 193L214 192H217V191H211ZM220 192V190H219ZM143 194V195H144ZM142 195V196H143ZM146 197V195H145ZM164 197V198H163ZM144 198V197H143ZM145 199V198H144ZM148 199V198H147ZM153 200V198H151ZM123 200V199H122ZM149 200V199H148ZM219 200H224V197H222V193L220 192V195H219ZM127 201L126 200H123L120 204L122 205H126ZM8 204V203H7ZM159 204V205H158ZM38 206V205H37ZM83 206V205H82ZM153 206V207H152ZM89 207V208H90ZM127 209L126 211H129V207L126 205ZM83 209V208H82ZM137 209V207H133L132 209H130V211H133ZM86 210V208H85ZM46 211V210H45ZM61 211V210H60ZM64 211V210H62ZM79 211V210H78ZM89 211V209L87 210ZM86 211V212H87ZM66 212V211H65ZM64 212V213H65ZM73 212V211H72ZM81 212V211H80ZM82 212H85V211H82ZM68 213V212H67ZM87 214V213H85ZM70 215V214H69ZM34 216V215H33ZM79 216V215H78ZM82 216V215H81ZM85 216V215H83ZM95 216V217H94ZM96 218V219H95ZM87 220V219H86ZM39 221V220H38ZM54 221V220H53ZM81 221V220H79ZM96 221V222H95ZM41 222V220H40ZM56 222V221H55ZM89 222V220L87 221ZM33 223V222H32ZM44 223V221H43ZM42 223V224H43ZM59 225L57 226V231L55 230L56 228L54 227V230L57 232V234L59 232H66L67 236L70 238L71 235H75L76 234V228L75 225L73 224L71 226V228H68L65 224L61 223V222H58ZM34 224L36 225L37 223L35 222L34 220ZM41 224V226H42ZM84 226H86L85 224L86 223H83ZM39 225V224H38ZM97 226V225H96ZM82 228L83 225H79L77 229L79 228ZM80 228V229H81ZM88 228V227H87ZM102 228H100L102 230ZM53 228H52V231H54ZM84 230V229H83ZM82 230V231H83ZM12 228L9 227V226H1L0 225V264H10L11 262L8 261L9 258H13V255L16 254L18 255V250H22L23 249V243L20 241L22 240L21 239V236L19 237H15L17 236L16 234H18V232H15L14 235L12 234ZM81 232V230H79ZM97 232V236H98V240H100L101 236H99L100 234H98V231L95 230L94 228V231H93V234L94 232ZM39 233H41L40 229H39ZM47 233V231H46ZM45 233V234H46ZM101 233V232H100ZM55 234V233H54ZM82 235H84V232H81ZM102 234V233H101ZM91 235V234H90ZM90 235H89V238H90ZM103 236V237H104ZM44 237V236H43ZM47 237V236H46ZM106 237V236H105ZM104 237V238H105ZM86 238V237H85ZM93 237H91L90 239L92 240ZM104 238H102L104 240ZM107 238V237H106ZM259 238V237H258ZM25 240H23V242L25 243V241H27V239L24 237ZM29 239V238H28ZM50 239V238H49ZM263 239V237H262ZM46 240V239H45ZM76 240V239H75ZM50 242V240H48ZM47 241V243H48ZM139 241V245L142 244L143 246H140V247H135V244H137V242ZM52 243V242H51ZM68 245H69V249H73L72 251H74V256L72 257H69V255H67L65 252H62L60 250H56L55 249V252L52 253V258L50 259V261H45L46 262H42V257L46 254V252H44L43 250L44 249H41L43 252H44V255L43 254H38L37 252H35V248H38V244L36 241L34 243V247H31L33 250H30L32 251L31 253H33V255H35L34 253L38 254L36 257L39 259V257H41V260H39V263H38V259L37 261L34 260V259H31L30 256H28V259L27 260H22V262H20V264H70L66 261H64L62 258V256H64V259H68L70 261L74 260V261H77V258L79 257H84V256H87V257H90L92 255H94V249L92 248L93 247V244H92V247H90V243L89 241L88 242H83L81 245H77L75 241L72 242V240H69L68 241ZM261 243V242H260ZM259 241H256V240H252L251 237H248V236H241V237H238L236 242L233 244L232 248L229 250V251H221L220 255L218 256V263L219 264H224L223 262H227L229 264H243L242 262L246 261L245 259H248L249 261L252 260V257L255 255V254H258L260 252V249H262L263 247H261ZM49 244V243H48ZM47 245V244H46ZM40 246V245H39ZM49 246V245H48ZM55 246V245H54ZM57 246V245H56ZM108 246V247H107ZM42 247V246H40ZM53 247V245H52ZM133 248L134 250L132 252H128V254H125V256L122 258V259H119L116 257L115 253H114V249L115 250H118V251H124L126 252L129 248ZM45 248V247H44ZM56 248V247H55ZM121 248V249H119ZM47 249L49 250V247H47ZM64 249V248H63ZM111 249V248H109ZM65 251L67 250L66 248L64 249ZM97 250V249H96ZM126 250V251H125ZM264 250V248L262 249V251ZM46 251V249H45ZM51 251V250H50ZM49 251V252H50ZM261 251V252H262ZM53 252V251H52ZM10 254V256H9ZM60 254V255H59ZM49 255V253L47 254ZM62 255V256H61ZM108 255V256H107ZM35 256H33V258H35ZM46 256V255H45ZM44 256V257H45ZM157 256V257H155ZM43 257V258H44ZM50 257V256H49ZM74 258V259H73ZM151 258V257H149ZM264 258V256H263ZM68 260V261H69ZM36 261V262H35ZM69 261V262H70ZM100 261V262H98ZM166 261V262H164ZM13 262V261H12ZM253 262V261H252ZM90 262H87V264H89ZM254 263L255 264H264V260H261V258L257 257L254 259ZM252 263V264H254ZM73 264V263H72Z\"/></svg>",
	"mask_w": 264,
	"mask_h": 264
},
{
	"label": "snow or ice",
	"instance_id": "obj_3",
	"mask_svg": "<svg viewBox=\"0 0 264 264\" xmlns=\"http://www.w3.org/2000/svg\"><path fill=\"white\" fill-rule=\"evenodd\" d=\"M259 167L261 170H264V150L261 151V162ZM254 191H257L260 198L264 200V190H260L258 186H254ZM235 192L234 186L232 193L233 200L236 199ZM219 195L220 192L217 190V198ZM204 197L205 199L201 200L199 197L191 194L176 195V199L192 216L194 223L200 231V235L207 242L212 264H218V253L220 250H227L230 248L240 235L264 233V226L260 225L254 219L244 218L243 210L238 202L230 205L217 204L206 192ZM121 211H123V209H121ZM220 213L226 214L224 220L219 219ZM158 228H164V226L153 225L147 233L138 234L154 235L157 234ZM165 230L176 233V229L171 226H167ZM132 231L135 232L136 229L132 228ZM179 239L187 251L188 245L185 243L184 237L179 236ZM121 255H123V253H121Z\"/></svg>",
	"mask_w": 264,
	"mask_h": 264
}]
</instances>
